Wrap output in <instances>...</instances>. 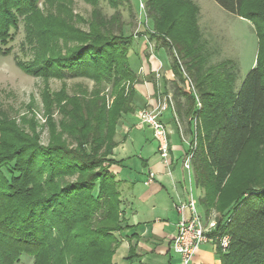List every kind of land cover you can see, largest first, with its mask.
<instances>
[{
  "label": "trees",
  "instance_id": "16d2710c",
  "mask_svg": "<svg viewBox=\"0 0 264 264\" xmlns=\"http://www.w3.org/2000/svg\"><path fill=\"white\" fill-rule=\"evenodd\" d=\"M43 1L0 0L2 53L11 51L8 45L22 18L27 40L36 50L31 63L17 60L24 72L113 82L118 96L109 109L98 91L89 100L70 99L77 116L88 111L91 128H80L78 138L86 140L91 134L94 152L62 144L44 148L0 115V264H18L25 256L33 258V264H113L120 245L116 233L126 225L120 209L121 180L111 168L124 160L106 157L116 145L113 134L119 119L135 114L138 107L136 88L127 97L120 89L123 81L139 78L130 61L134 37L125 34L122 23L105 29L110 21L101 12L84 36L87 46L55 54L49 50L51 41L74 40L80 31L62 14L45 15L40 8ZM108 1L117 9L127 2ZM146 1L153 21L148 26L151 38L159 49L169 51L171 68L181 83L186 74L193 78L202 103L198 109L196 97L175 83L177 113L187 120L193 137L197 134L193 169L197 185L205 192L201 206L206 216L212 210L220 213L216 232L231 239L227 250L217 245L221 264H264V151L256 146L264 125V0H215L256 24L257 65L239 87L232 61L204 69L206 59L198 45L199 8L191 0ZM194 116L199 120L195 131L190 120ZM75 175L74 182L64 180Z\"/></svg>",
  "mask_w": 264,
  "mask_h": 264
},
{
  "label": "rangeland",
  "instance_id": "374dc122",
  "mask_svg": "<svg viewBox=\"0 0 264 264\" xmlns=\"http://www.w3.org/2000/svg\"><path fill=\"white\" fill-rule=\"evenodd\" d=\"M191 1L199 8L198 24L201 39L198 45L202 57L206 59L204 69L218 68L220 64L232 61L234 64L232 70L239 73L237 85H240L248 72L257 65L259 35L255 22L228 12L215 0ZM40 8L45 15L62 14L75 31H80L75 33V39L70 38L74 40L56 38L51 41L49 50L51 49L55 54H65L69 50L76 51L78 46H87L88 42L85 41L84 36L90 32L91 23L98 19V13L102 12L103 16L110 21L105 29L118 27L120 23L125 25V34L127 36L132 34V38L134 37V47L130 52L131 64L136 72L141 65L140 74L142 75H139V78L137 77L135 80L122 82L120 89L123 88V96L127 97L133 88L147 93L146 81L149 83L158 79L168 83L165 91H170L173 96L176 89L175 83L184 87L185 82L181 83L177 77H175V82L167 77L170 74L172 57L166 48L159 50L157 41L152 39V34L148 32V30L152 32L149 27H152L153 21L149 13L150 5L146 0H131V2L127 0L126 3H121L118 9L117 6H112L108 0H99L98 4L89 0H44L40 3ZM112 16H120V18L116 21ZM116 31L117 33H114L118 34V30ZM38 46L40 49V44ZM8 47H11V51L4 54L2 52L5 47L0 44V115L5 119L4 122L19 128L27 138L36 140L44 148L52 144H62L71 149L85 147L88 151L94 152L91 134L86 140L80 141L78 138L80 128H91L88 111H79L77 114L83 116H77L74 112L76 105L70 99L82 97L89 100L94 98L96 96L94 93L98 91L97 95L105 99V105L109 109L118 96L114 83L104 81L102 84H98L93 78L81 76L46 78L24 72L19 67L17 60L31 63L35 58L36 50L35 45L30 44L27 40L26 22L22 18ZM46 53V56H50L48 52ZM139 59L142 60V63ZM159 61H161L160 66L156 67L155 72L153 64ZM227 66L230 67V64ZM191 79L194 82L193 78ZM148 86L150 85L148 84ZM153 93L152 91L149 96L152 97ZM161 96H163L162 93ZM143 104L144 101L140 102L139 107L141 108L139 109L147 107H144ZM163 119L167 126L168 122H171L168 127L175 129L171 136V142L175 166L174 174L177 181H185L187 190H190L192 186L194 196L199 198L200 202L205 192L197 185L193 169L190 176L188 170L183 166V156L187 152L188 145L177 130V123L172 122L175 119L171 110L165 113ZM179 121L185 130V119L180 118ZM198 127L199 120L197 119ZM104 129L106 133L107 127L105 126ZM185 135L187 137L186 132ZM113 140L116 145L112 149V154L107 155L106 158L117 161L124 158L120 165H113L111 168L112 172L121 180L119 186L122 213L129 204L135 203L140 192L147 190L152 184L164 183L168 187L172 186V179L168 174L167 176L162 174L163 177H160L161 172H157L153 168L155 162H162L156 153L159 143L154 137V131L149 126L137 127V119L134 114L131 116L130 114L122 115L113 134ZM256 146L259 148V152L264 151V125L261 138ZM103 150L104 148L101 152ZM151 169L157 174V180L147 186L144 182ZM77 178V175L68 176L64 180L74 182ZM174 200L175 208V196ZM212 214L216 215L218 221L220 213L212 210L211 214L207 215L208 218ZM218 258L220 259L219 255ZM33 261V258L25 256L18 264H33Z\"/></svg>",
  "mask_w": 264,
  "mask_h": 264
},
{
  "label": "crops",
  "instance_id": "0c3cea01",
  "mask_svg": "<svg viewBox=\"0 0 264 264\" xmlns=\"http://www.w3.org/2000/svg\"><path fill=\"white\" fill-rule=\"evenodd\" d=\"M139 60L142 63V60L141 59ZM160 63L161 61L153 64L154 71L156 67L158 68L160 66ZM140 68L141 65H139V69L137 73L139 75H142L140 74ZM154 71L153 73L156 72ZM167 77L175 82L176 76L174 75L172 68L170 69V74ZM146 84L147 85L145 87L147 89V93H144L143 91L140 92V90H137L136 88L137 92L139 93L137 110L141 108L139 107V105L140 102L142 101H144L143 105L145 107L150 105L153 102L154 97L155 98L158 97V95L159 94L161 95V93L163 94V97H165V95L172 94L170 93V91L165 93V88L166 86H168V83H165V81L162 82L160 79L152 80L149 83L148 81H146ZM148 84L150 86H148ZM240 85L237 86L239 87ZM183 88L185 89V86ZM150 91L154 92V95L152 97L149 96V94L151 93ZM171 96L173 98V101H175L174 103L176 104V100L173 94ZM177 111L178 109L176 104L175 113L179 121L180 116L177 113ZM172 116L175 119L173 112H172ZM190 120H192V118H190ZM185 121H186L185 122L186 126L184 127L185 130H183L182 126L180 125V121H179V125L176 124V119L172 122L176 124L177 130L182 135V138L185 141V143L188 145V149H187L188 151L189 143L194 137L190 131L191 127H189L187 120ZM168 124L171 125V122H168ZM170 129H173V131L175 130L174 128H170ZM193 131H194V127H193ZM185 132L187 133V137L185 135ZM170 147L173 156L172 142L170 144ZM156 153L157 156L159 157L158 150ZM185 156H183V161L185 159ZM172 167H171L172 174L168 175L172 179L171 187H168L164 183L152 184L157 180L155 179L151 183L152 185L149 184L151 186L147 188V190L140 192L137 195V200L135 201V203H132V205L129 204L126 210L123 211L122 213L123 214L122 216L124 218L123 225L124 226L126 225V227L121 232L116 233V236L120 240V245L113 257V264H178V256L177 254H175L172 247V240L177 234V228L179 222V215L174 208V201H175L174 196L176 199L175 202L176 204L178 201V195L185 196L188 190L186 188L185 181L184 182L177 181V177L174 174L175 173L174 164L172 165ZM153 168L157 172H161V174L158 173L160 174V177L162 176V174L163 176H167L168 174L166 172L165 166L162 164L161 161L155 162L153 164ZM150 171L153 170L151 169ZM189 175L191 176V174ZM151 204L153 205L151 206ZM202 211L204 213L203 209ZM212 216L213 214L211 215V217ZM206 218H208V216H206ZM216 248H217L216 244L212 242L203 243L194 254L191 264H221V261L217 255Z\"/></svg>",
  "mask_w": 264,
  "mask_h": 264
},
{
  "label": "built area",
  "instance_id": "2783aa9c",
  "mask_svg": "<svg viewBox=\"0 0 264 264\" xmlns=\"http://www.w3.org/2000/svg\"><path fill=\"white\" fill-rule=\"evenodd\" d=\"M185 88L191 92L197 100V108H202L197 88L192 79L186 74ZM154 95V93L152 94ZM171 110L174 113L176 123L179 125L178 118L175 113V103L171 95L160 94L154 97L153 102L145 108L138 109L134 116L137 119V127L143 128L149 126L154 131V137L158 144V153L165 166L168 175L172 174L171 167L174 164V157L171 153L170 136L174 133L164 122L163 116ZM194 131L197 128V117H193ZM198 148V139L195 131L194 138L189 143V150L183 161V166L191 174L193 169V158ZM157 179V174L153 171L148 173L145 181L146 185L151 184ZM175 209L179 215L177 234L172 240V247L178 256V264H191L192 258L199 247L206 242H212L219 245L222 250L230 247V236L228 234L220 235L216 232L217 220L214 214L211 218H206L201 210L199 198L194 196L192 188L188 190L185 196L178 195V201Z\"/></svg>",
  "mask_w": 264,
  "mask_h": 264
}]
</instances>
